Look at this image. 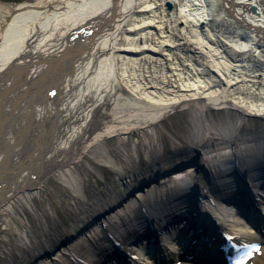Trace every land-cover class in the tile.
Masks as SVG:
<instances>
[{
	"label": "bare ground",
	"instance_id": "obj_1",
	"mask_svg": "<svg viewBox=\"0 0 264 264\" xmlns=\"http://www.w3.org/2000/svg\"><path fill=\"white\" fill-rule=\"evenodd\" d=\"M54 79L63 81L64 97L35 99L39 88L51 90ZM26 92L30 96L21 100ZM190 108L201 119L208 110L237 109L264 120V0L0 4V214L19 200L40 197L43 184L59 174L89 206L87 220L56 229L54 245L42 247L31 264H118L114 244L133 264H156L145 253L148 243L137 244L147 225L161 233L160 256L177 259L183 251L173 237L178 220L187 214L197 219L184 197L194 183L210 195L206 203L222 231L257 240L227 197L238 189L236 167L253 171L250 184L264 214L257 181L258 170L264 172V133L252 140L230 124L222 132L204 120L203 131L195 129L199 143L189 150L199 163L183 171L169 172L158 162L144 172L122 171L120 197L105 202L102 196L104 205L89 201L69 174L101 139L148 129L170 112ZM202 171L216 190H208Z\"/></svg>",
	"mask_w": 264,
	"mask_h": 264
},
{
	"label": "rangeland",
	"instance_id": "obj_2",
	"mask_svg": "<svg viewBox=\"0 0 264 264\" xmlns=\"http://www.w3.org/2000/svg\"><path fill=\"white\" fill-rule=\"evenodd\" d=\"M30 1L0 0V4L13 7ZM196 114L192 108L177 109L148 129L101 139L83 154L80 162L69 167V174L89 201L104 205L120 197L117 178L122 171L144 172L151 166L158 167L157 162L170 171L188 162L190 146L199 143L195 129L203 131L204 120L219 124L222 132L230 124L240 136L252 140L264 133V120L245 116L237 109L208 110L203 119ZM208 139L214 142L215 135L209 134ZM66 182V175L53 176L43 185L40 197L28 203L19 200L0 214V264H31L43 253L42 247L49 251V245H54L53 234L58 229L87 220L88 204ZM261 260L264 255L254 264Z\"/></svg>",
	"mask_w": 264,
	"mask_h": 264
},
{
	"label": "water",
	"instance_id": "obj_3",
	"mask_svg": "<svg viewBox=\"0 0 264 264\" xmlns=\"http://www.w3.org/2000/svg\"><path fill=\"white\" fill-rule=\"evenodd\" d=\"M168 7H170V8H171L172 6H171L170 4H168ZM25 96H27V93H26V95H25Z\"/></svg>",
	"mask_w": 264,
	"mask_h": 264
}]
</instances>
